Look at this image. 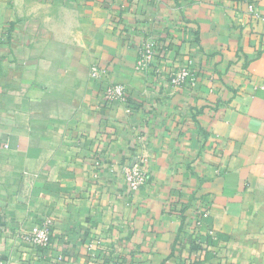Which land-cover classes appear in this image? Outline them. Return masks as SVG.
Returning <instances> with one entry per match:
<instances>
[{
    "label": "crops",
    "instance_id": "crops-1",
    "mask_svg": "<svg viewBox=\"0 0 264 264\" xmlns=\"http://www.w3.org/2000/svg\"><path fill=\"white\" fill-rule=\"evenodd\" d=\"M192 232L200 264H264V0H0V264H182Z\"/></svg>",
    "mask_w": 264,
    "mask_h": 264
},
{
    "label": "built area",
    "instance_id": "built-area-1",
    "mask_svg": "<svg viewBox=\"0 0 264 264\" xmlns=\"http://www.w3.org/2000/svg\"><path fill=\"white\" fill-rule=\"evenodd\" d=\"M155 60V42L153 40H147L140 50V56L136 65V69L147 71L150 69L152 63ZM91 74L95 78L103 77V70L97 65L91 67ZM170 84L177 88L184 85L195 87L198 83V75L188 66H181L173 71L169 78ZM104 100L106 103H112L115 101L126 102L128 98V92L123 84L119 83H107L103 88ZM146 162V160H145ZM124 179L130 190H137L143 186L146 182V171L144 159L133 166H127L124 168ZM210 215L208 208L202 209L199 215H197L190 229H198L202 222ZM192 225V226H191ZM191 239V254L189 258L184 260L182 264H200L205 256L206 249L208 248L206 243L200 241L198 233L192 232ZM209 240H215L217 232L215 229H209L207 232ZM27 240L36 249L49 248L53 243L52 229L50 221H44L35 225L28 233Z\"/></svg>",
    "mask_w": 264,
    "mask_h": 264
}]
</instances>
